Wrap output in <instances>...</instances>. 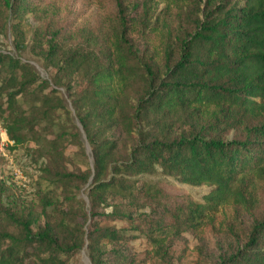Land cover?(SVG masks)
Instances as JSON below:
<instances>
[{"label":"trees","instance_id":"obj_1","mask_svg":"<svg viewBox=\"0 0 264 264\" xmlns=\"http://www.w3.org/2000/svg\"><path fill=\"white\" fill-rule=\"evenodd\" d=\"M109 1L115 13L93 44L100 57L46 28L34 32L52 88L0 52V121L11 149L42 124L54 135L52 164L28 174L41 211L0 206V264H70L82 250L91 264H170L183 233L209 264H264V213L256 216L264 191L249 183L264 185V0ZM38 9L35 0H0V37L10 25L25 49L23 27ZM161 14L177 23L173 34L153 22ZM70 148L83 167L64 168ZM203 185L211 189L201 201L186 192ZM208 228L217 253L202 259Z\"/></svg>","mask_w":264,"mask_h":264},{"label":"rangeland","instance_id":"obj_2","mask_svg":"<svg viewBox=\"0 0 264 264\" xmlns=\"http://www.w3.org/2000/svg\"><path fill=\"white\" fill-rule=\"evenodd\" d=\"M139 2L140 0H132ZM205 0H202L204 2ZM39 9L36 13L37 16L27 15V22L23 27L25 32L26 48L22 51L16 49L14 38L15 33L12 31L10 25L8 29L11 33L7 36L0 37V52L11 55L14 58H19L22 62H26L33 66L38 72L39 77L42 80H46L51 88L54 87L51 78L49 77L48 71L46 69V62L43 56L37 52L36 39L34 32L36 30L40 31L42 28H46L42 31L45 36L66 38L69 40L72 47L76 45L83 46L86 53L98 55L100 57V51L98 47H94L93 44L97 41V37L102 36L104 31L108 28L111 23V17L115 13L114 3L109 0H43L38 2ZM163 4L160 8H163ZM153 22L159 27L173 34L177 30V23L169 17L167 14L159 15L158 19H153ZM24 23V22H23ZM8 31V30H7ZM34 38V42L31 43V39ZM90 69L94 67V64L86 65L85 68ZM162 64L155 67V70L160 72ZM6 73L4 70L0 73V86ZM82 77V75H81ZM81 77L78 75L77 82L80 81ZM62 94L65 95V89L62 87L57 88ZM66 96V95H65ZM2 98L0 97V103ZM29 101H24V110L29 109ZM68 107L72 110L69 101H67ZM28 115V114H27ZM76 124L79 126L78 121ZM26 143L15 149H10L9 151L14 153L11 155L13 166H9L8 162L1 156L0 151V206L2 207H18L22 211L27 212L30 208L34 209L36 212L41 211V206L39 204V196L37 194V186L30 185V180L28 174L38 175L40 167L44 164L51 163L49 161V141L53 138V133L49 127H45L43 124L38 128H34L33 131H25ZM226 138H231L233 136V131L225 135ZM86 158L89 163H92L91 148L85 141ZM8 155V154H7ZM66 155L70 157L65 160L64 168H71L70 162L78 163V167H83L84 158L81 156L80 152L76 148H70ZM73 160V161H70ZM14 169L21 170L24 176H27L29 182L22 186L14 176ZM36 172V173H35ZM12 174L16 180L18 188L12 184L8 178V174ZM168 179V182H171ZM256 194L261 195L263 193L264 185L261 184V180L258 178L250 177L249 182ZM14 187H13V186ZM166 188H171L169 184L165 183ZM87 186V185H86ZM83 186L80 190V197L85 201V207L88 211V199H87V187ZM178 187H182L178 185ZM186 192L193 199L201 201L202 195L210 191V187L203 185L200 187H185ZM264 200L263 198L261 199ZM17 204V206H15ZM261 208L258 209L256 216H260L264 213V202L261 203ZM252 219H248L247 223L250 224ZM119 227L125 228V225L118 224ZM218 235V231L215 230ZM207 235L211 238L206 240L208 246H206L207 253L202 256L205 259L214 257L217 253L216 246L218 241L216 240V233L212 232L209 228L207 229ZM198 245V241L190 234L183 233L180 236L174 238L172 242V259H170V264H209V260H201L198 257V252L195 247ZM132 251L135 252L137 258L141 257L143 253V243L141 240H136L131 243ZM70 264H91L85 250H82L79 254L71 259ZM154 264H167L164 261H159Z\"/></svg>","mask_w":264,"mask_h":264},{"label":"built area","instance_id":"obj_3","mask_svg":"<svg viewBox=\"0 0 264 264\" xmlns=\"http://www.w3.org/2000/svg\"><path fill=\"white\" fill-rule=\"evenodd\" d=\"M13 145V141L9 140L6 130L4 129L0 121V151L3 158H5L6 160H10L8 162L9 166H13L11 155L14 153V150H12V153L9 151L11 149V146ZM14 168L16 167H13L15 178L22 186H25L29 182V180L27 179L28 177L24 176L21 170H17Z\"/></svg>","mask_w":264,"mask_h":264}]
</instances>
